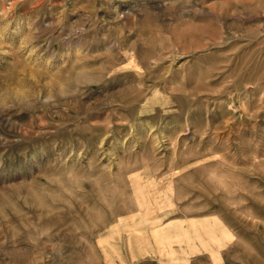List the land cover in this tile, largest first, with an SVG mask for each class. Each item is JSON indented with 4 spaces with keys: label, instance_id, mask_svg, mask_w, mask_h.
<instances>
[{
    "label": "rangeland",
    "instance_id": "rangeland-1",
    "mask_svg": "<svg viewBox=\"0 0 264 264\" xmlns=\"http://www.w3.org/2000/svg\"><path fill=\"white\" fill-rule=\"evenodd\" d=\"M0 264H264V0H0Z\"/></svg>",
    "mask_w": 264,
    "mask_h": 264
}]
</instances>
